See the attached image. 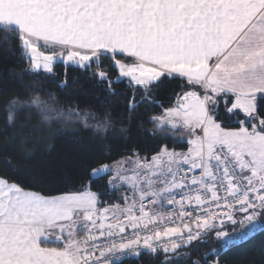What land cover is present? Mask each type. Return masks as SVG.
Here are the masks:
<instances>
[{
	"label": "snow or ice",
	"instance_id": "obj_1",
	"mask_svg": "<svg viewBox=\"0 0 264 264\" xmlns=\"http://www.w3.org/2000/svg\"><path fill=\"white\" fill-rule=\"evenodd\" d=\"M0 51L18 55L23 73L36 76L0 105V153L14 171L7 153L31 157L36 134L54 125L103 135L114 124L108 109L97 115L61 103L41 84L67 85L57 63L90 72L109 97L127 78L129 121L140 104H156L161 111L148 118L155 132L194 136L186 152L162 144L151 156L133 150L85 163L75 192L29 190L0 175V264H116L142 253L178 264L186 255L178 250L209 233L221 249L264 233V0H0ZM181 78L202 93L182 86L172 107L153 98L165 80ZM232 119L239 127H228ZM105 176L119 202L92 190ZM225 222L238 227L225 231ZM210 252L215 258L188 264H221Z\"/></svg>",
	"mask_w": 264,
	"mask_h": 264
},
{
	"label": "trees",
	"instance_id": "obj_2",
	"mask_svg": "<svg viewBox=\"0 0 264 264\" xmlns=\"http://www.w3.org/2000/svg\"><path fill=\"white\" fill-rule=\"evenodd\" d=\"M130 62V60H127ZM105 62V67L107 68ZM25 61L18 55L13 56L7 51H0V105L11 96L23 93L25 86L36 79L34 74H24ZM110 78H115L117 70L107 69ZM55 71L58 79H67V85L59 88L56 83L47 79H41V84L55 92L61 103L75 101L81 109L88 108L100 114L102 109L111 111L110 117L114 124L103 135H97L91 128H84L80 124L68 122L62 126L54 125L50 130L37 133L39 142L30 143L34 149V155L25 159L16 151L7 153L19 171L4 163V154L0 153V175H6L13 180L22 182L29 190L47 191L53 190L55 194H61L63 189L67 192H75L80 189L82 168L85 163L98 166L101 163H111L131 155L132 151L139 152L143 156L154 155L158 147L167 144L169 147H179L172 135L163 136L155 132L154 125L149 122V117L158 114L161 109L156 104L143 103L132 113L129 121L127 112L128 99L133 91L123 80L113 84L117 95L109 97L106 86L101 85L96 79L91 78V73L76 66H67L57 63ZM66 72V76H65ZM18 74L23 76V80ZM183 90H191L202 93L199 86H188L183 79H168L154 92L153 98L165 107L175 106L178 94ZM137 95L139 93L137 92ZM123 120V123H121ZM92 123V121H89ZM228 127H239L235 119L227 122ZM124 128L126 131L121 132ZM71 177L70 181L64 180V175ZM41 178L40 185H33L32 177ZM108 177L92 182V190L98 193L106 192L101 199L112 203L116 201V192L111 190L107 183ZM230 229V228H229ZM228 229V230H229ZM227 231V230H226ZM180 249L178 252L186 253L181 259L177 254L178 264H188L189 260H195L208 254V259L215 258L210 249H215L219 254L221 264H264V233L255 235L248 242L229 249H221L220 244L213 235H209L201 241ZM47 247H62L61 244H47ZM163 253L144 254L141 257L123 261L117 264H162Z\"/></svg>",
	"mask_w": 264,
	"mask_h": 264
},
{
	"label": "rangeland",
	"instance_id": "obj_3",
	"mask_svg": "<svg viewBox=\"0 0 264 264\" xmlns=\"http://www.w3.org/2000/svg\"><path fill=\"white\" fill-rule=\"evenodd\" d=\"M128 60H130V62H131V59H128ZM125 62H129V61H125ZM124 80L125 81H127V78H124ZM230 128H232V127H230ZM196 135H202L203 133L200 131V130H197L196 131V133H195ZM173 137V136H172ZM194 138V136L191 134V133H189L188 132V130H181V135H180V137L179 138H175V141H176V144H178L179 145V147H172V148H175V150L176 151H178V152H186L192 145L190 144V140L191 139H193ZM126 158V157H125ZM122 159H124V158H122ZM122 159H120V160H122ZM120 195V193L118 192L117 194H116V197H118ZM116 202H119L118 200H116ZM113 203V202H112ZM111 204V203H110ZM233 227H238V226H231L230 227V229L229 230H227V231H231V229L233 228ZM226 231V230H225Z\"/></svg>",
	"mask_w": 264,
	"mask_h": 264
},
{
	"label": "built area",
	"instance_id": "obj_4",
	"mask_svg": "<svg viewBox=\"0 0 264 264\" xmlns=\"http://www.w3.org/2000/svg\"><path fill=\"white\" fill-rule=\"evenodd\" d=\"M231 226H232L231 224H229L228 222H225L224 230H228ZM209 235H211V233H209V234L206 235V236H203V237H202V240L205 239L206 237H208ZM195 242H197V241H195ZM195 242H194V243H195ZM190 246H191V245L186 246V247H184V248H182V249L188 248V247H190ZM144 254H145V253H142L141 256L144 255ZM141 256H140V257H141ZM137 258H139V257H135V256H124V257H121L119 260H117V261H116V264H117V263H121V262H123V261H131V260H134V259H137Z\"/></svg>",
	"mask_w": 264,
	"mask_h": 264
},
{
	"label": "crops",
	"instance_id": "obj_5",
	"mask_svg": "<svg viewBox=\"0 0 264 264\" xmlns=\"http://www.w3.org/2000/svg\"><path fill=\"white\" fill-rule=\"evenodd\" d=\"M128 59H130V58H128ZM128 59H126V60H128ZM182 79V78H181ZM116 193H118V192H116ZM110 204V203H109ZM62 245V244H61Z\"/></svg>",
	"mask_w": 264,
	"mask_h": 264
},
{
	"label": "water",
	"instance_id": "obj_6",
	"mask_svg": "<svg viewBox=\"0 0 264 264\" xmlns=\"http://www.w3.org/2000/svg\"><path fill=\"white\" fill-rule=\"evenodd\" d=\"M176 104V103H175Z\"/></svg>",
	"mask_w": 264,
	"mask_h": 264
}]
</instances>
